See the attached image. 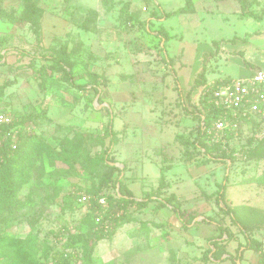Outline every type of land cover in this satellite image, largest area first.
<instances>
[{
  "label": "rangeland",
  "instance_id": "obj_1",
  "mask_svg": "<svg viewBox=\"0 0 264 264\" xmlns=\"http://www.w3.org/2000/svg\"><path fill=\"white\" fill-rule=\"evenodd\" d=\"M190 1L186 11L164 17L158 6L172 12L185 0H39L36 39L29 23L16 19L22 0H0V102L55 151L68 147L73 166L45 156L36 161L18 197L26 202L30 196L42 215L33 226L14 223L1 233L20 238L33 229L47 246L84 238L96 264H264V184L257 181L264 176V152L249 158L244 152L252 124L220 143L207 139L210 147L233 151V162L194 145L203 87L223 72L239 77L264 69V0ZM62 49L75 63L74 81L95 79L98 95L65 82L40 89L39 68L46 61L39 56ZM196 79L201 83L194 85ZM109 113L116 140L108 157L118 165L109 164L124 169L122 180L137 198L159 186L162 168V194H175L185 219L193 217L188 228L154 202L140 210L128 206L130 220L120 225L104 218L110 204L85 208L79 202L77 194L101 177L115 178L100 160L109 145ZM223 182V202L235 209L244 231L216 204ZM113 211L115 218L122 209ZM203 217L218 220L227 235H218L214 224L197 223ZM229 254L235 262L219 261ZM37 256L55 264L52 253ZM85 259L82 250L78 263ZM0 264H18L14 246L4 241Z\"/></svg>",
  "mask_w": 264,
  "mask_h": 264
},
{
  "label": "trees",
  "instance_id": "obj_2",
  "mask_svg": "<svg viewBox=\"0 0 264 264\" xmlns=\"http://www.w3.org/2000/svg\"><path fill=\"white\" fill-rule=\"evenodd\" d=\"M190 0H185L184 6L172 12H164L159 6L158 8L162 12L164 17H169L173 14L182 13L187 10L190 5ZM23 10L19 17H14L21 22L29 23L32 32L35 34L36 39L40 37V21L43 14V9L39 6V0H22ZM92 13H94L92 11ZM18 21V22H19ZM164 37H160V40H163ZM162 50L165 56L166 61L169 64V68L172 70V64L167 55L165 47L162 46ZM41 59L45 60L46 63L42 64L39 68L40 82L39 86L41 90H46L47 87H53L57 83L65 82L67 85H70L73 88L87 91L90 87L95 95H98L100 88L96 85V80H91V84L85 83H76L74 81V61L68 52L64 49L60 50L57 54H46L39 56ZM58 75V76H57ZM228 78L217 79L214 81L212 86L205 85L201 90V95L199 96L200 108L198 110V124L195 134L194 145L198 146L200 149H203L204 152L209 155V157L215 158L220 157L223 161L235 160L233 151L224 152L219 149V146L216 144H211L210 147L208 144V135L204 127H210L212 121L222 112L221 108H216L209 101L210 93L212 89L223 81H227ZM178 84V81L176 80ZM199 82L197 79L194 81V85H198ZM178 92L181 94L180 88L178 87ZM228 118L232 119V114L230 111L227 112ZM17 123L22 124L24 119L22 116L17 117ZM113 117L109 113L108 120L106 124V131L109 137V145L103 151V154L100 157L104 163H107V166L110 167L115 173V178L110 177H101L98 181V185L94 188H91L89 191H85L93 196H103L106 198L110 209L104 215V218H108L113 222V224H122L130 219L126 216L128 206H133L135 209H143L147 207L148 203L154 202L157 208L166 207L171 210L176 218L181 222L183 228H188L193 217L188 220L185 219L184 210L181 209V205L175 194L169 193L167 195L162 194L163 188V169L161 168V175L159 179V186L156 189L151 190L150 192H144L143 196L137 198L132 191L127 187V185L122 180L121 173L124 170H121L115 165H110L109 162L113 163L114 160L109 158L108 151L112 149L116 140V133L112 129ZM243 124H252L249 125L251 134L246 136V150L244 152L249 157H254L257 153L264 152V140H256L252 133L255 132L256 126L252 118H240L239 125ZM206 142L208 144H206ZM11 142L8 139H2L0 145V229L3 227H10L14 223L19 222H28L33 226L42 215V209L37 207L32 203V198L27 197L26 202H21L18 197L19 188L22 187L24 183L27 182L29 177H32L33 171L37 168L35 167L36 161L41 163L43 156L50 163L55 161H62L67 165L68 168L72 170V159L71 152L68 147H61L59 150H54L48 144H45L43 140L39 138L38 135L32 134L30 131L20 132L18 139L15 144V148H12ZM219 150V153L211 151ZM211 150V151H210ZM244 153V154H245ZM39 164V163H38ZM109 164V165H108ZM41 164L38 165L40 167ZM259 183L264 184V176H260L257 180ZM163 185V186H162ZM108 189V192L105 190ZM110 190V192H109ZM225 193V182L221 183L220 188L216 192V204L218 208L223 211L227 216H229L231 222L237 226L241 231H244V226L241 224L240 220L235 214V209L231 208L224 204L223 198ZM31 202V203H30ZM95 204V203H94ZM119 205L122 209V212L117 217H112V212L114 208ZM197 223L199 224H214L218 229V235H227V230L218 220L213 218L203 217ZM94 233H99L95 231ZM102 238L101 234L96 235V239ZM49 240V239H48ZM0 241H4L9 245L14 246L15 256L17 258L18 264H44L39 260L37 252H41V257L47 258L50 253L55 257V264H82L78 263L80 251H85L86 259L85 264H96L98 260L92 256V248L87 247L86 240H76L74 237H71L68 243L63 242H54L52 246L48 245L49 242L44 240H38L37 232L31 229L24 237L12 238L8 237L6 234L0 232ZM209 241H213L209 239ZM47 243V244H46ZM214 245V243L212 244ZM210 251V248L208 249ZM208 251V252H209ZM234 256L229 254L225 258H222L219 255V261L222 260H232L235 262Z\"/></svg>",
  "mask_w": 264,
  "mask_h": 264
},
{
  "label": "built area",
  "instance_id": "obj_3",
  "mask_svg": "<svg viewBox=\"0 0 264 264\" xmlns=\"http://www.w3.org/2000/svg\"><path fill=\"white\" fill-rule=\"evenodd\" d=\"M213 83L208 86H212ZM209 95V101L214 107L224 111L212 121L210 127H204L210 142L220 143L228 135L237 137L241 130L240 118H252L256 126L255 132L252 133L254 138L258 141L264 140L263 68L257 67L249 75L223 81L216 85ZM228 111L231 112L232 119L228 118ZM29 130L28 126L17 123L15 116L0 102V145L2 139H8L12 148H15L20 132ZM77 195L85 208L90 203H95L96 208L107 207V200L103 196H93L85 191ZM96 221L99 222L100 217H97Z\"/></svg>",
  "mask_w": 264,
  "mask_h": 264
},
{
  "label": "crops",
  "instance_id": "obj_4",
  "mask_svg": "<svg viewBox=\"0 0 264 264\" xmlns=\"http://www.w3.org/2000/svg\"><path fill=\"white\" fill-rule=\"evenodd\" d=\"M254 69V68H253ZM252 69V70H253ZM251 70V71H252ZM223 78H228V79H230V78H233V76H231L230 74H227V73H224L223 72V74H220V78H218V79H223ZM162 209H167L166 207H161L159 210H162Z\"/></svg>",
  "mask_w": 264,
  "mask_h": 264
},
{
  "label": "water",
  "instance_id": "obj_5",
  "mask_svg": "<svg viewBox=\"0 0 264 264\" xmlns=\"http://www.w3.org/2000/svg\"><path fill=\"white\" fill-rule=\"evenodd\" d=\"M113 164L118 165V163H113Z\"/></svg>",
  "mask_w": 264,
  "mask_h": 264
}]
</instances>
